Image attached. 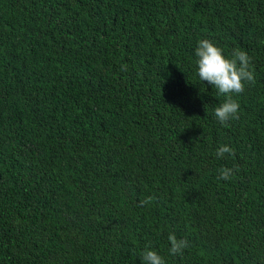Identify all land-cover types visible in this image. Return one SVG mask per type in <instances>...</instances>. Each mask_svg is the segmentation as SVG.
<instances>
[{"label":"trees","instance_id":"16d2710c","mask_svg":"<svg viewBox=\"0 0 264 264\" xmlns=\"http://www.w3.org/2000/svg\"><path fill=\"white\" fill-rule=\"evenodd\" d=\"M205 38L252 57L228 126ZM148 245L264 264V0H0V264H143Z\"/></svg>","mask_w":264,"mask_h":264},{"label":"clouds","instance_id":"9594fccd","mask_svg":"<svg viewBox=\"0 0 264 264\" xmlns=\"http://www.w3.org/2000/svg\"><path fill=\"white\" fill-rule=\"evenodd\" d=\"M195 56L199 79L211 85L219 96L225 97L214 109V115L221 125L228 126L230 121L240 118V104L234 97L242 94L246 86L255 84L252 57L240 48H235L226 55L222 47L207 38L197 42ZM127 67L126 64L122 65L121 71H127ZM234 151L231 146L222 144L217 148L215 155L217 159H223L226 155H234ZM238 171V165L221 167L217 179L228 181ZM155 199L149 196L140 201V206L148 205ZM167 239L170 244L169 253L173 256H182L184 250L189 247V241L186 238H178L174 232L169 233ZM141 261L143 264H166L164 257L152 250L151 245L142 251Z\"/></svg>","mask_w":264,"mask_h":264}]
</instances>
